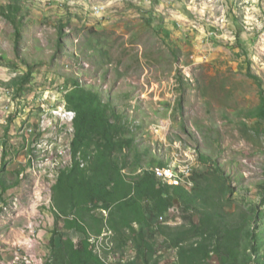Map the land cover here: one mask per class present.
I'll use <instances>...</instances> for the list:
<instances>
[{"label":"rangeland","instance_id":"374dc122","mask_svg":"<svg viewBox=\"0 0 264 264\" xmlns=\"http://www.w3.org/2000/svg\"><path fill=\"white\" fill-rule=\"evenodd\" d=\"M10 5L22 24L18 41L0 15V172L16 185L0 187V264H47L62 237H83L63 230L52 244L48 187L33 194L72 165L76 115L65 94L76 82L110 100L151 151L147 163L167 161L176 145L196 150L195 170L231 186L235 220L254 208L264 232V120L252 116L261 96L250 77L264 81V0H0V10ZM28 73L20 91L8 86ZM144 204L150 225L136 228L160 264H179L158 227L185 221L176 211L159 220ZM102 232L92 240L105 264H141L133 241L120 247L106 224Z\"/></svg>","mask_w":264,"mask_h":264},{"label":"trees","instance_id":"16d2710c","mask_svg":"<svg viewBox=\"0 0 264 264\" xmlns=\"http://www.w3.org/2000/svg\"><path fill=\"white\" fill-rule=\"evenodd\" d=\"M0 15L17 27L19 41L18 26L22 22L16 6L2 8ZM29 75L13 79L8 86L20 91ZM250 77L261 96V105L252 111V116L263 121L264 81L257 75ZM65 101L68 110L76 115L71 143L73 163L60 172L53 187L56 227L51 243H55L56 236H64L63 230L83 237H62V246H52V260L47 264H105L92 240L102 236L105 224L117 246L124 247L128 241L137 245L141 264H160L155 244L136 228L150 225L144 201L159 220L176 211L185 221L179 225L160 222L158 227L179 264H212L214 258L219 264H264V232L256 233L254 229L256 209L245 212L240 208L239 219L235 220L227 201L232 188L221 176L210 179L208 174L195 171L192 190L184 189L175 180L160 182L153 172L144 169L155 166L153 158L146 162L151 151L140 150L134 132L124 128V118L110 100L104 102L93 90L76 82L75 88L65 94ZM15 185L8 184L0 172L3 191ZM98 211L101 219L94 215ZM103 211L109 212L107 218Z\"/></svg>","mask_w":264,"mask_h":264},{"label":"bare ground","instance_id":"6f19581e","mask_svg":"<svg viewBox=\"0 0 264 264\" xmlns=\"http://www.w3.org/2000/svg\"><path fill=\"white\" fill-rule=\"evenodd\" d=\"M181 146L176 145V149L178 151H172L173 153L171 155V158L169 157L167 161H163L162 166L157 165L151 168H145V170L153 172L154 175L160 180L164 178V183L167 181H173L170 177V174H173L174 180L178 181L184 189L192 190L195 183H192L191 177L188 176V173L195 170L197 152L196 150H184ZM181 153H183V156H176L181 155ZM158 166L166 171H161V173H158V170L153 169L157 168ZM142 171L143 170H141L140 172Z\"/></svg>","mask_w":264,"mask_h":264},{"label":"built area","instance_id":"2783aa9c","mask_svg":"<svg viewBox=\"0 0 264 264\" xmlns=\"http://www.w3.org/2000/svg\"><path fill=\"white\" fill-rule=\"evenodd\" d=\"M176 156H183V153H181V155H176ZM72 163H73V159H72ZM154 170H158V173H161V171H166L162 168H160L159 166L157 168H153ZM196 170L192 171V172H189L188 173V176L191 177V181L192 183H194V180H193V175H194V172ZM170 177H171V180H174V175L173 174H170ZM58 179V178H57ZM56 179V180H57ZM160 182H163L164 183V178H162V180H159ZM57 183V181H56ZM39 186H47L48 187V199H49V205L52 203L53 204V189H52V185L51 184H46V183H41V182H38L37 186L35 187V190L33 192V194H36L37 191H39ZM103 214L107 217L108 216V211H103Z\"/></svg>","mask_w":264,"mask_h":264}]
</instances>
